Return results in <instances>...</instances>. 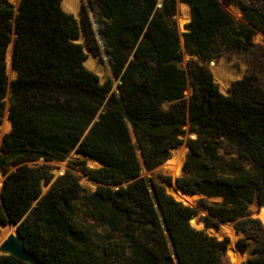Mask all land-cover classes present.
Segmentation results:
<instances>
[{
  "label": "trees",
  "instance_id": "trees-1",
  "mask_svg": "<svg viewBox=\"0 0 264 264\" xmlns=\"http://www.w3.org/2000/svg\"><path fill=\"white\" fill-rule=\"evenodd\" d=\"M179 1L191 16L181 35L168 21L175 0L160 6L158 0H98L102 42L119 79L113 90L109 79L100 82L85 67L82 44L73 41L81 28L96 52L84 6L79 22L62 0H20L17 10L0 0V125L6 106L11 123L0 145V222L17 226L41 264H223L228 238L193 227L196 208L140 173L137 150L150 170L183 143L188 152L176 184L203 196L198 204L208 210V225H217L213 218L236 220L244 233L238 248L247 250L249 238L256 242L240 264H264V224L248 210L264 204V80L246 74L226 95L205 66H179L181 37L205 61L217 37L228 46L251 45L255 29L264 33V0H223L234 2L246 23L235 21L220 0ZM11 42L17 75L9 81ZM163 101L172 105L162 109ZM189 133L194 136L185 139ZM73 148L101 163L80 165L97 184L91 193L69 171L52 180L45 164H27L63 160ZM42 183L50 184L43 194ZM209 197L221 201L207 203ZM80 198L96 225L76 220ZM0 264L29 263L0 255Z\"/></svg>",
  "mask_w": 264,
  "mask_h": 264
},
{
  "label": "rangeland",
  "instance_id": "rangeland-1",
  "mask_svg": "<svg viewBox=\"0 0 264 264\" xmlns=\"http://www.w3.org/2000/svg\"><path fill=\"white\" fill-rule=\"evenodd\" d=\"M15 9H17L18 3L20 0H8ZM79 1V7L77 10V13H71L79 22H80V9L82 6H84L87 10V16H88V21L90 22V28L92 30V35H93V45L96 48V52H92L89 48L88 45L85 43V39L83 36L82 29L80 28V34L78 37L74 38L73 41L82 44L83 51L87 55V58H93L96 67L92 68L91 66H88L85 63V67H87L89 70L94 72L100 82H103L107 79L110 80L112 84V89L116 90L117 85L119 83V79L114 76L113 70L111 68V65L108 61V53L106 52L105 48L102 47V34L100 32V29L102 28L99 17H98V0H78ZM163 0H158V6L161 4ZM179 0H175L176 2V12L175 14L168 20L170 25L174 28H176L177 32L179 35H181L185 30V24L189 22V17H190V10L189 7L181 2H178ZM221 5L223 9L229 13L235 21L237 22H242L246 23L245 20L242 17L241 11L239 7L234 3L231 2L229 4H226L223 0H220ZM264 7V4H262ZM259 36V40H256L255 37ZM181 39V61L179 62V66L186 69L188 71V63L190 62H195L197 65H202L205 66L206 68L209 69V71L212 74V77L216 83H218L220 91L226 95L230 93L229 88L231 84L242 78L246 74H254L260 79L264 80V33H261L259 31H255V33L252 36V43L248 47H243L241 46L240 48L234 47V46H228L226 45L220 37H217L211 48L207 51V56H210L209 61H205L203 59L198 58L197 56L191 54L188 52L184 46H183V39ZM11 51H12V42L9 44L6 55H5V63H6V74L8 76V80L11 81L13 80L17 72L15 69L12 67L11 64ZM10 55V61H8ZM192 91V87L188 85L187 89L184 91V97L186 99H189L190 94ZM7 101V97H6ZM7 105V104H6ZM172 105V102L170 101H163L160 104V107L162 109H168ZM7 106L5 109V113L2 117V123L7 124V129L1 133L0 130V145L2 142L3 136L10 131L11 128V123L7 118ZM0 125V127H1ZM132 137V142L136 144V139L133 134H131ZM188 135L184 136L186 139ZM184 147V154H183V160L180 161V169L183 164V161L185 160V156L188 152L186 148V144L183 143L181 144L178 149H181ZM220 154L224 155V149L219 150ZM1 154V152H0ZM139 164L141 167L140 173L142 176L152 179L153 181L162 184L166 191L168 192V187L165 185V182L163 180V177L168 176L170 177V181H173L175 176L170 175L166 173L163 168L165 169V165L172 164L175 161L171 162L172 159H169L167 161H164L163 163L159 164L158 166L147 170L144 167L143 159L142 156L139 152V150L136 151ZM170 155L169 157H171ZM84 163L86 166L90 168H98L101 164L97 160H94L92 158H89L86 154L80 152L77 148L71 149L65 158L60 161H43V160H38V161H33V162H27L30 166H35L38 164H45L51 174L53 175V179H56L58 176L63 174L66 171H69L73 173L75 176L78 177L80 185L84 188L86 193H91L94 191L96 188L97 184L91 180L87 175H85L81 170H80V165L81 163ZM96 162V164H95ZM99 163V164H97ZM10 169H13L11 167ZM182 174V169L181 173L179 176ZM178 176V177H179ZM5 175L2 173V170L0 169V186L3 182ZM83 180H86V183H83ZM50 184H44L42 183V194L45 193L48 189ZM195 196V201H199L203 196L199 193H192ZM204 200L207 203H215V202H220V198H215V197H209V198H204ZM193 204V203H192ZM76 206H77V212H76V220L83 222V223H90L91 225H96L94 224L90 218L88 217L87 213V208L85 205V200L83 198H80L76 200ZM192 207L196 208L197 213L192 217L191 221H197L201 223V227L194 226V224L191 222L193 227L197 229H204L208 234L211 233V229H205L204 228V218L207 216H210L208 213V210L202 208L197 204V206L192 205ZM259 205L256 202H253L248 210L250 212L249 217L252 218H258L259 220L262 221L264 224V208H261V212L258 214V216L255 215V212L257 211ZM213 220L216 222L217 225H221V222L217 218H213ZM231 226L234 229L235 232V237L232 238L229 235H226L228 238L229 243L226 246V249L223 251L221 259L223 264H228V261L226 260V257L231 254H235L237 258V264L240 262H243L246 260L248 255L251 253L253 247L255 246L256 242L252 239L249 238V247L247 250H241L240 248H233L231 251L230 249V243H235L240 237L244 236V233L242 231H238L235 227V221H229ZM224 223H228V221H225ZM223 226H226L223 224ZM235 227V228H234ZM98 232H103L102 228L97 227L96 228ZM236 229V230H235ZM218 240H221L217 236H215ZM237 245V244H236ZM229 251V252H228ZM235 258V259H236Z\"/></svg>",
  "mask_w": 264,
  "mask_h": 264
},
{
  "label": "water",
  "instance_id": "water-1",
  "mask_svg": "<svg viewBox=\"0 0 264 264\" xmlns=\"http://www.w3.org/2000/svg\"><path fill=\"white\" fill-rule=\"evenodd\" d=\"M178 2H180V1H178ZM190 19H191V16L189 17V21H190ZM255 31H259V30L255 29ZM259 32H261V31H259ZM261 33H263V32H261ZM191 135H193V134H190V133L188 134V136L193 137ZM186 148L188 150L187 146H186ZM177 149H178V147L170 149V155H172V156L169 157L167 160H169V159L174 157L173 151H176ZM167 160H165V161H167ZM183 163H184V161H183ZM182 166H183V164H182ZM182 166H181V169H182ZM181 169H180L179 173L176 175V177L173 179V181L165 182V185L168 187V193L171 194L172 196H173V188H178L182 192H185V193H195V192L185 191V190H183L182 188H180L176 184V178L180 175ZM178 201H181V200H178ZM184 204L192 206V205H190L188 203H184ZM197 204H198V202L196 201L195 206H197ZM262 206H264V204L263 205H259L257 211L255 212L256 216H258V214L261 212ZM191 219H190V223H191ZM219 222H221V225H208L206 223V221L204 220V228L205 229L210 228L212 230L211 233H209L210 235H212L214 237L217 236L218 238L223 240L224 238H226V231H225L224 226H223V223L225 221L219 220ZM228 223H230V222L228 221ZM6 226L8 228L11 227V226H14V231L10 232L8 229H5ZM228 243H229V241H228ZM229 246H230V249H229L230 251L233 248H237V245L235 243H233V245H232V243H230ZM0 255H12L14 258H16V259H18L20 261H23V262H27L29 264H41L39 262V260L36 258V256L33 255L32 253H30L25 248V246L23 244V239L18 234L17 226L15 224H13V223H10V222L7 223V224H4V223L0 222ZM235 258H236L235 254L234 255L233 254H231V255L228 254V256L226 257V260L228 261V264H237V261H236L237 258L236 259ZM238 264H240V262Z\"/></svg>",
  "mask_w": 264,
  "mask_h": 264
},
{
  "label": "bare ground",
  "instance_id": "bare-ground-1",
  "mask_svg": "<svg viewBox=\"0 0 264 264\" xmlns=\"http://www.w3.org/2000/svg\"><path fill=\"white\" fill-rule=\"evenodd\" d=\"M62 7L66 11L76 14L78 7H79V1L78 0H62ZM255 39L259 40V36H256ZM8 61H10V55H9ZM84 63H86L88 66H91L92 68L96 67L95 62H94L92 57L85 60ZM7 125H8V123L1 125V127H0L1 133H3L7 129ZM191 136H194V135H191ZM173 154H174V157L171 158L172 159L171 162H173V161H175V162L172 163L171 165L170 164L165 165L166 168L165 169L163 168V170L166 173L175 176L180 171V161L183 160L184 147H182L181 149H177L176 151H173ZM95 164H96V162H95ZM97 164H99V163H97ZM83 183L85 184L86 180H83ZM173 196L175 199L181 200L182 202L188 203L190 205H195V203H196L195 196L192 193L182 192L178 188H173ZM223 224L226 225V226H224V229L226 231V235H229L232 238H234L235 232H234V229L231 226V224L230 223H223ZM5 229H8L10 232H12V231H14V226H11L9 228L6 226Z\"/></svg>",
  "mask_w": 264,
  "mask_h": 264
},
{
  "label": "built area",
  "instance_id": "built-area-1",
  "mask_svg": "<svg viewBox=\"0 0 264 264\" xmlns=\"http://www.w3.org/2000/svg\"><path fill=\"white\" fill-rule=\"evenodd\" d=\"M101 43H102V47L104 48V45H103V42L101 41Z\"/></svg>",
  "mask_w": 264,
  "mask_h": 264
}]
</instances>
